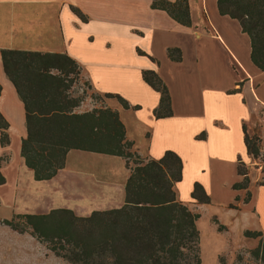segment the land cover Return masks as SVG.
<instances>
[{
  "label": "crops",
  "instance_id": "1",
  "mask_svg": "<svg viewBox=\"0 0 264 264\" xmlns=\"http://www.w3.org/2000/svg\"><path fill=\"white\" fill-rule=\"evenodd\" d=\"M165 1L171 9L180 2ZM187 1L190 26L154 8L152 0H0V113L9 125L8 144L2 145L0 129V174L5 179L0 208H13L16 216L20 192L36 181L21 155L27 136L25 105L5 74L2 51L67 54L94 94L119 95L128 102L130 109H125L109 99L106 108L118 113L133 153L145 161L160 160L169 151L180 157L178 200L200 214L224 194L225 207L244 213V242L236 252L259 247L260 238L245 233L264 232V184L257 168L264 154V72L251 60L250 37L238 20L220 14L218 0ZM146 71L167 86L171 116L156 118L161 93L144 81ZM246 134L259 138L258 156L248 153ZM61 172L74 198L97 201L79 215L71 209L78 217L126 203L130 170L122 157L72 150L56 178L41 182L53 183ZM196 185L210 204L193 199ZM214 218L218 231L219 226L229 230Z\"/></svg>",
  "mask_w": 264,
  "mask_h": 264
},
{
  "label": "trees",
  "instance_id": "2",
  "mask_svg": "<svg viewBox=\"0 0 264 264\" xmlns=\"http://www.w3.org/2000/svg\"><path fill=\"white\" fill-rule=\"evenodd\" d=\"M152 1L154 8L165 9L183 25H191L187 0H180L178 8L172 9L165 0ZM218 8L221 15L239 21L251 39V60L264 72V0H218ZM2 60L5 74L25 105L27 136L21 155L36 181L53 179L65 168L72 150L122 157L130 170L126 203L121 209L96 211L89 217L58 209L44 215H16L19 224L13 220L7 224L20 233L29 229L44 242L54 243L52 250L73 264H201L200 214L180 202L175 190L182 180L180 157L169 151L160 160L141 159L132 152L133 144L118 113L110 108L75 113L80 102L69 93L81 76V68L67 54L4 50ZM143 79L161 93L156 118L171 116V97L165 83L152 71L144 72ZM95 95L105 101L115 99L130 109L119 95ZM8 126L0 113L2 145L9 143ZM245 143L250 155H259V138L246 134ZM238 172L245 174L242 168ZM4 183L0 174V184ZM193 199L210 204L200 185L195 186ZM245 236L260 238L259 247L247 254L264 264V232H246ZM60 251H72V255L63 256Z\"/></svg>",
  "mask_w": 264,
  "mask_h": 264
},
{
  "label": "rangeland",
  "instance_id": "3",
  "mask_svg": "<svg viewBox=\"0 0 264 264\" xmlns=\"http://www.w3.org/2000/svg\"><path fill=\"white\" fill-rule=\"evenodd\" d=\"M69 96L80 102V106L75 109L77 114L85 110L106 108V101L96 98L97 95L80 76L71 88ZM60 174L53 183L34 181L35 183L31 185H24L14 213L41 215L39 213L47 214L58 209H75L77 211L75 213L79 215L81 209H90L97 204V201L90 200L86 203L74 198L73 190L68 186V179L62 172ZM218 196L221 197L220 200H216L200 212L201 218L197 227L200 231L201 264H259L243 250L236 252L238 245L244 242V213L229 210L224 204V194ZM12 210L13 208L9 210L6 206L0 208V264H73L52 250L54 245L51 244L54 243L44 242L29 229L24 233L12 229L7 221L13 220L16 224L19 222L12 216ZM215 215L219 217L220 224L227 225L229 230L218 231V226L212 223V220L216 221V218L213 219ZM60 252L63 256L72 255V251ZM98 262L100 261H95Z\"/></svg>",
  "mask_w": 264,
  "mask_h": 264
},
{
  "label": "built area",
  "instance_id": "4",
  "mask_svg": "<svg viewBox=\"0 0 264 264\" xmlns=\"http://www.w3.org/2000/svg\"><path fill=\"white\" fill-rule=\"evenodd\" d=\"M258 171L260 174V182L264 184V155L261 158V161L258 163Z\"/></svg>",
  "mask_w": 264,
  "mask_h": 264
}]
</instances>
